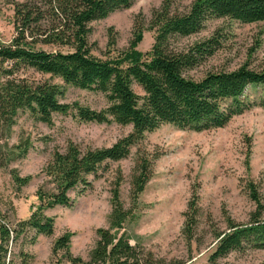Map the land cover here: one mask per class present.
Segmentation results:
<instances>
[{
	"label": "trees",
	"instance_id": "1",
	"mask_svg": "<svg viewBox=\"0 0 264 264\" xmlns=\"http://www.w3.org/2000/svg\"><path fill=\"white\" fill-rule=\"evenodd\" d=\"M134 0H7L12 7L13 35L0 40V133L9 131L18 111H27L36 121L51 124L54 114L70 110L83 122L117 123L131 130L106 147L80 149L69 143L62 152H53L45 175L50 189L39 188V206L13 226L0 218V264H15L9 243L32 233L51 236L54 218L44 211L55 206H69V193L78 195L91 186L89 176L106 169L109 162L126 158L146 132L165 123L180 128L204 130L224 126L234 115L257 104L264 108V69L246 65L230 71H208L199 78L190 71L211 57L219 47L218 35L196 41L186 48L173 41L201 31L212 19L242 23L264 21V0H194L182 13L170 11L166 2L151 12L148 29L154 31L149 50L136 49L143 24L137 21L133 38L126 50L113 57L92 53L89 24L110 13L128 8ZM39 75L32 78L27 72ZM100 92L106 104L95 110L61 99L66 86ZM140 89V93L134 90ZM249 86L260 87L258 102L244 93ZM2 149L3 147L0 146ZM16 152L0 149V165L26 155L29 145L18 143ZM151 174L150 161L141 158L130 181V197L136 202ZM12 179L21 187L30 177L14 171ZM120 181L111 189L108 227L96 229V241L86 261L69 251L72 233L64 232L53 242L52 251H61L69 264H165L151 251L130 243L123 223L131 216L119 197ZM256 209L245 224L229 218L226 230L214 233L215 247L206 264L245 247L264 249L263 207L254 186L248 185ZM190 200L184 213L182 233L190 240L196 226V201ZM11 254V253H10ZM19 264H29V255L17 254ZM173 264H179L173 263Z\"/></svg>",
	"mask_w": 264,
	"mask_h": 264
},
{
	"label": "rangeland",
	"instance_id": "2",
	"mask_svg": "<svg viewBox=\"0 0 264 264\" xmlns=\"http://www.w3.org/2000/svg\"><path fill=\"white\" fill-rule=\"evenodd\" d=\"M194 0H134L128 8L110 13L89 24L88 37L92 53L113 57L128 48L135 24L142 23L141 39L136 49L145 52L154 40L148 29L151 12L164 2L173 13L185 12ZM220 38L215 53L190 71L199 78L208 71H230L241 65L264 69V21L242 23L229 19H212L198 33L179 37L175 47L186 48L211 35ZM13 35L12 7L0 0V40ZM32 78L39 75L27 72ZM140 93V89L134 86ZM260 87L249 86L244 97L258 102ZM91 109H102L106 100L100 92L66 86L61 99ZM131 130L128 125L83 122L74 110L54 114L51 124L34 120L27 111H18L8 133H0V146L10 153L15 145H29L25 156L0 165V218L13 226L27 219L39 206L36 191L50 189L45 175L53 152H62L72 143L80 149L106 147ZM1 149V148H0ZM1 149V150H2ZM2 150V151H3ZM141 158L150 161L151 174L136 202L130 197V181ZM29 176V182L17 186L12 172ZM91 186L83 193H69V206H55L44 213L54 218L53 234L32 233L9 243L10 258L19 264V251L29 255V264H69L63 252L52 251L54 240L71 232L69 251L86 261L96 241V229L108 227L111 189L120 181L119 197L131 216L118 233L124 232L130 243L152 252L165 264H206L215 247L214 233L226 230L227 218L241 224L249 221L256 209L250 198L251 183L263 207L264 218V108L257 104L234 115L224 126L204 130L180 128L165 123L146 132L131 148L129 155L109 162L105 170L89 176ZM196 201V226L190 240L182 233L184 213L190 200ZM216 264H264V249L245 247L219 258Z\"/></svg>",
	"mask_w": 264,
	"mask_h": 264
}]
</instances>
